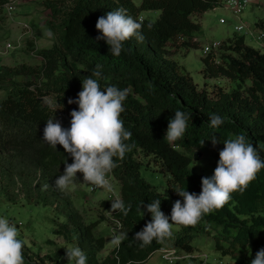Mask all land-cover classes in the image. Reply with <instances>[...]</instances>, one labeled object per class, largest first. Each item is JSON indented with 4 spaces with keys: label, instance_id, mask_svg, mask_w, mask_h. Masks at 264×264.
<instances>
[{
    "label": "trees",
    "instance_id": "1",
    "mask_svg": "<svg viewBox=\"0 0 264 264\" xmlns=\"http://www.w3.org/2000/svg\"><path fill=\"white\" fill-rule=\"evenodd\" d=\"M18 1L0 0V29L8 6ZM224 1L142 0L137 6L132 0H47L44 4L52 13L50 26L58 33L60 43L38 51L28 41L29 49L42 62L39 82L16 78L22 73L35 76L33 69L23 67L21 73L14 69L2 72L0 68V202L61 207L58 217L65 223L55 225L54 234L76 243L86 254L87 264H145L169 243L175 250L191 254L196 237H211L216 251L223 254H229L225 242L235 249H249L256 256L264 248V169L245 191L233 193L225 206L203 216L197 225L183 227L163 243L154 240L141 247V242L134 239L151 221L148 203L161 200V211L170 217L173 204L177 200L183 203L175 191L201 193V180L206 176L193 168L192 156L197 150H211L217 166L223 142L244 134L264 160V50L249 47L245 37L237 34L223 41L218 52L204 56L205 78L238 82L232 91L216 87L210 93L206 88L199 90L168 49L170 44L179 51L200 48L196 38L200 17L223 6ZM118 9L141 23L144 39L127 40L116 57L104 40L96 39L101 35L96 23ZM148 11H159V18L142 19V13ZM257 25L264 28L261 23ZM96 65H101V77L92 76ZM90 76L102 90L108 86L127 89L121 119L131 133L125 141L129 150L122 160L114 158L117 167L110 174L120 183L121 199L126 207L131 205V210L125 217L110 212L108 200L101 205L110 214L108 219L115 230L126 233L127 239L104 259L99 258L106 246L105 238L97 237L99 221L86 223L66 190L55 185L65 163L71 164L73 158L60 145L53 149L43 141L49 118L70 129L71 112L78 111L79 106L68 104V100L78 99L83 80ZM178 110L190 116L186 133L168 143L164 139L168 123ZM213 114L224 121L215 128L210 126ZM213 136L220 141L215 147ZM142 157L153 159L168 176L165 194L141 177ZM18 238L24 245V264H39L26 253L23 237ZM248 263L251 261L244 259L239 264Z\"/></svg>",
    "mask_w": 264,
    "mask_h": 264
},
{
    "label": "clouds",
    "instance_id": "2",
    "mask_svg": "<svg viewBox=\"0 0 264 264\" xmlns=\"http://www.w3.org/2000/svg\"><path fill=\"white\" fill-rule=\"evenodd\" d=\"M96 29L101 33L96 39L104 40L116 57L120 56L127 40L132 37H136L138 41L144 39L141 23L126 15L123 9L109 11L98 18ZM92 76H102L101 65H96ZM92 76L83 80L78 99L68 100V104L76 103L79 106L78 111L71 112L70 129H63L59 122H53V118L47 120L44 128L43 141L53 149L60 145L73 158L71 164L65 163L63 174L55 180L56 187L62 191L73 186L80 173L87 185L112 192L110 174L117 167L114 158L122 160L129 150L125 141L131 138V133L125 130L121 119L127 89L108 86L102 90ZM189 119L190 116L184 112L176 111L174 118L168 123L164 139L168 143H174L183 138ZM223 122V118L218 115L210 117V126L213 128ZM211 142L214 147L220 143L215 136L211 138ZM201 143L203 146L204 142ZM223 144L214 174L210 178H202L199 195L187 190L175 191L183 198V203L177 200L173 204L170 217L161 211V200L156 199L147 204L151 221L134 237L141 242V247L150 245L154 240L163 243L171 238L174 226L197 225L203 216L225 206L233 193L245 191L264 169V160L244 134L227 139ZM130 210L131 205L126 207L119 197L111 202L112 213L119 212L126 217ZM18 237L16 225L7 218L0 217V264H24V245ZM125 239L127 234L120 233L113 237L111 243L120 245ZM163 250L164 248L162 253ZM66 258L68 264H87V256L79 247L66 248ZM204 259L202 258L203 263L208 264L209 259L207 262ZM220 263L222 262H218ZM248 264H264V248Z\"/></svg>",
    "mask_w": 264,
    "mask_h": 264
},
{
    "label": "rangeland",
    "instance_id": "3",
    "mask_svg": "<svg viewBox=\"0 0 264 264\" xmlns=\"http://www.w3.org/2000/svg\"><path fill=\"white\" fill-rule=\"evenodd\" d=\"M47 0H20L13 3L12 13L6 14L3 28L0 29V66L2 72L8 69H14L22 73L23 67L33 69L36 75L22 73L16 78L23 82H39L38 71L42 68V62L37 57L36 52L29 49L28 41L35 44L36 50L51 48L59 44V35L52 29V13L45 6ZM137 6H140L142 0H132ZM160 16L159 11H148L142 13V19L156 21ZM196 19L197 17H193ZM226 23H221V20ZM264 24V0H249L248 6L239 17H234L224 6L209 11L203 15L201 28L196 33V38L200 43V48L190 51H179L169 45L171 58L183 67L190 74L199 90L207 89L210 93L217 88L232 91L238 87L237 81H230L226 78H205L203 75V48L212 45L215 42L222 43L228 38H233L238 33L235 27L243 25L244 31L239 35L245 37V42L249 47L263 51V45H260L256 39L249 33L259 34L264 32L257 23ZM6 34H3V31ZM257 36V35H256ZM10 45V46H8ZM9 48V49H8ZM35 50V51H36ZM249 83L245 84L248 87ZM3 95L0 92V97ZM201 154L199 160L193 159V168L199 173L210 178L216 168L215 160L211 150H197ZM195 152V153H196ZM143 165L141 168V177L149 184L155 186L162 194L167 192L168 176L165 175L159 165L153 159L141 158ZM110 182L113 188L112 192L102 189L91 191L90 185L83 182L82 174H77V180L73 186H70L66 192L70 196L73 207L86 223L99 221L97 228V237L103 236L106 240L105 249L100 253L99 258L104 259L118 245L111 243L115 235L120 234L115 230V225L108 219L109 213L102 208V202L108 200L111 204L116 197L121 198L120 183L110 175ZM61 216V207L54 205L52 208H45L35 204H9L0 202V217L7 218L10 223H14L18 229L19 237H23L26 242V253L39 264H68L66 258V248L78 247L76 243L66 242L62 237L54 234L55 225L65 223ZM183 226H174L173 235L180 233ZM172 235V236H173ZM195 251L188 254L177 250V260L173 264H205L202 261L204 255L208 256V264H239L242 260L251 261L255 258L253 251L235 249L228 243L225 250L229 254H223L216 251L214 241L211 237H196L193 240ZM164 249H175L172 243L163 247ZM145 264H171L163 257L162 251L156 252Z\"/></svg>",
    "mask_w": 264,
    "mask_h": 264
},
{
    "label": "built area",
    "instance_id": "4",
    "mask_svg": "<svg viewBox=\"0 0 264 264\" xmlns=\"http://www.w3.org/2000/svg\"><path fill=\"white\" fill-rule=\"evenodd\" d=\"M12 4H10V6ZM248 4H249V0H225L223 3V6L226 9H228L234 17H239L243 13L245 8L248 6ZM10 6H8V9H7L8 14L12 13V8L11 9L9 8ZM221 23L224 24V23H226V21L222 19ZM244 29H245V27L243 25H238L235 27V31L238 33V35L240 33H242L244 31ZM249 34L252 35L254 37V39H256V41H258L259 44L263 45V47H264V32H261L259 34H255V33L250 32ZM8 46H10V45H8ZM221 46H222V43H220V42H215L212 45L205 46L203 48L204 56H208L211 53L218 52L219 49L221 48ZM0 68H1V66H0ZM96 190H97L96 188L91 187V191H96ZM163 257L166 261L173 264L177 260V251L172 250V249H164L163 250ZM204 258H205L204 259L205 262H207L208 257L204 256ZM220 264H222V263H220Z\"/></svg>",
    "mask_w": 264,
    "mask_h": 264
},
{
    "label": "water",
    "instance_id": "5",
    "mask_svg": "<svg viewBox=\"0 0 264 264\" xmlns=\"http://www.w3.org/2000/svg\"><path fill=\"white\" fill-rule=\"evenodd\" d=\"M201 154L199 152H196L195 155H194V160L197 161L199 160Z\"/></svg>",
    "mask_w": 264,
    "mask_h": 264
},
{
    "label": "crops",
    "instance_id": "6",
    "mask_svg": "<svg viewBox=\"0 0 264 264\" xmlns=\"http://www.w3.org/2000/svg\"><path fill=\"white\" fill-rule=\"evenodd\" d=\"M202 18H203V15L200 17V22H201ZM260 23L263 24L262 22H260ZM263 25H264V24H263Z\"/></svg>",
    "mask_w": 264,
    "mask_h": 264
}]
</instances>
